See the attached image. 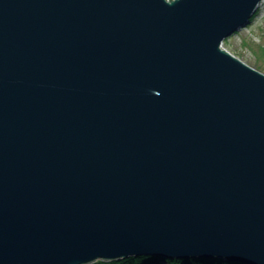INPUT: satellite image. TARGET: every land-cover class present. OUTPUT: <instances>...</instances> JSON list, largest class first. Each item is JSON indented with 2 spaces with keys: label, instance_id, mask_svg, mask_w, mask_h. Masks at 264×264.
Returning <instances> with one entry per match:
<instances>
[{
  "label": "water",
  "instance_id": "obj_1",
  "mask_svg": "<svg viewBox=\"0 0 264 264\" xmlns=\"http://www.w3.org/2000/svg\"><path fill=\"white\" fill-rule=\"evenodd\" d=\"M263 1L0 0V264H264Z\"/></svg>",
  "mask_w": 264,
  "mask_h": 264
},
{
  "label": "rangeland",
  "instance_id": "obj_2",
  "mask_svg": "<svg viewBox=\"0 0 264 264\" xmlns=\"http://www.w3.org/2000/svg\"><path fill=\"white\" fill-rule=\"evenodd\" d=\"M224 48H226L232 55L239 58L245 64L264 73V1L262 2L250 24H248L246 27H243L239 32L225 40ZM142 258L144 257L131 259L140 260ZM186 259L189 258H185V260ZM116 263H122V261ZM94 264L109 263L98 261ZM161 264H166V262H161Z\"/></svg>",
  "mask_w": 264,
  "mask_h": 264
},
{
  "label": "trees",
  "instance_id": "obj_3",
  "mask_svg": "<svg viewBox=\"0 0 264 264\" xmlns=\"http://www.w3.org/2000/svg\"><path fill=\"white\" fill-rule=\"evenodd\" d=\"M161 262H166V264H246L237 261H226V260H209V259H182V260H170L161 257L155 258H142L140 260H125L122 263H109V264H161Z\"/></svg>",
  "mask_w": 264,
  "mask_h": 264
},
{
  "label": "bare ground",
  "instance_id": "obj_4",
  "mask_svg": "<svg viewBox=\"0 0 264 264\" xmlns=\"http://www.w3.org/2000/svg\"><path fill=\"white\" fill-rule=\"evenodd\" d=\"M156 256H147V257H144V258H155ZM161 258H164V257H161ZM165 259H167V258H165ZM174 260H179V259H174ZM210 260H213V259H210ZM218 260V259H217ZM227 261V260H226Z\"/></svg>",
  "mask_w": 264,
  "mask_h": 264
}]
</instances>
